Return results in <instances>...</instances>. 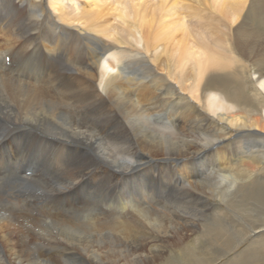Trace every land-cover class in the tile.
<instances>
[{"label": "bare ground", "instance_id": "1", "mask_svg": "<svg viewBox=\"0 0 264 264\" xmlns=\"http://www.w3.org/2000/svg\"><path fill=\"white\" fill-rule=\"evenodd\" d=\"M130 1L117 0L120 23L113 26L74 1L0 0V53L16 61L14 69L0 71V144L6 139L0 149L24 129L37 147L47 141L40 132L71 143L64 149L71 148L77 164L54 187L47 184L50 193L84 182L87 192L105 174L135 178L144 198L154 167L162 166L169 181L164 169L174 166L182 202L216 207L36 215L21 192L38 183L11 174V185L0 184V264H214L248 239L235 257L263 239L261 0H192L205 15L186 0ZM39 24L46 27L40 47L32 43ZM35 47L45 66L37 67L35 49L24 53ZM3 63L0 56V70ZM200 160L206 164L195 173ZM4 161L14 164L9 155ZM234 220L240 230H233ZM200 222L211 225L208 237L193 247L189 235L207 228Z\"/></svg>", "mask_w": 264, "mask_h": 264}, {"label": "rangeland", "instance_id": "2", "mask_svg": "<svg viewBox=\"0 0 264 264\" xmlns=\"http://www.w3.org/2000/svg\"><path fill=\"white\" fill-rule=\"evenodd\" d=\"M72 1H74L76 3L74 5L75 7H78L79 9H81L85 13L91 12L90 14H92V13L100 14L101 17L98 16V18H99L98 21L101 24L104 22H108L111 25L116 26L120 23V19L118 18L119 15L117 14V11H115V8L117 7V0H98V1L97 0H65V3L68 6H70V5H72V4H70ZM120 1H123V0H120ZM133 1L136 2L138 0H133ZM143 1H146L149 4H151V3L156 4V1L159 2L161 0H143ZM186 2L189 4H195L192 0H186ZM248 3L246 4V7L248 6ZM114 4H116V5H114ZM258 7H259V9L262 10V12H263L262 14H264V0L259 1ZM193 9H195L196 11H198L199 13H201L203 15L207 14L206 11H201L200 9H198L197 4H195L193 6ZM18 12L21 14L22 17L27 16L26 11L19 10ZM188 13H192V11H188ZM262 14L260 15V17L262 16ZM45 30H46V27L43 24L42 25L39 24V28H37L34 31V34L37 35L36 36L37 38H35L32 41L33 45H37L39 47L41 46V43H43L41 38L45 37V35L43 33ZM46 34H47V32H46ZM46 36H48V35H46ZM39 38H40V40H39ZM34 49H35V52L38 53L39 49L37 47L33 48V51H31L32 48L31 49L30 48L24 49V53H27V55L30 56L32 54V52H34ZM7 52L8 51L2 50L0 53V56H1V59L3 62H5L6 57H10V60H9L10 64H6V62L3 63L4 66L0 70V71H3L2 74L4 73V70L7 69L8 65L11 67V69L12 68L14 69V67L16 65V61L13 60L12 55L9 52L8 53ZM41 54L42 53H40V55H39V53H38V56H37L38 61L40 60L39 63L37 64V67H39L40 65L45 66L46 61H47L46 56L44 54H42V55ZM22 131H23V129H22ZM46 132H48V131H46ZM46 134L47 133H44V132H40L37 134V137L39 139H42L43 141L47 140L46 142H44L42 147H37L33 143L31 144V139L28 137L29 134H27V131L24 129L23 135L18 136L19 138L13 137V140H12V138L9 137L8 145L6 144V146L3 147L4 149L3 148L0 149V176L2 177V179L0 180L1 186L11 185V183L8 184L9 182L7 181V179L11 180L12 179L11 177H13V175L14 176H20V177L24 176V178L28 176L27 177L28 179H32L35 183L36 182L38 183L37 188L35 187L33 189H28L31 187L30 186L28 188H24L27 190V193L21 192L22 196H23L22 198L27 200L28 202H30L32 205H34V207L32 206L31 210H33L32 213H34L36 215H38L40 213L39 211H41V210H52L53 212L54 211H58V212H60V211L61 212L71 211V212H73L74 210L90 209L92 212L97 213L100 216L117 217V216L125 215L128 210L137 209V207L140 208L141 206H144V205H152V206L162 207L164 205H170L171 204L170 208L173 210H181L180 208H182V207L183 208L187 207L189 209L198 208L196 211L200 210L201 208H208L209 209V208L216 207L212 203L210 205L204 207V206H202V204H199L198 202H182L179 199L180 197H182L181 196L182 188L174 180L175 179L174 172H173L174 166L168 167L167 170L164 169L165 175L168 176V178H170L169 181H168V179L165 181L161 177V175H162L161 171L163 169L162 166L156 165L154 167L152 176L149 179L150 182L148 185L146 184V188L143 189L144 193L148 192L147 196H145L144 198L140 197L141 191H138L136 188L135 178H127V179H123L121 177H116V178L112 177L111 178V177H108L109 175H105V174L102 175L103 180L97 182L94 186H92L93 188L90 187L87 192H84L85 190H87L86 189L87 187L85 188V190L83 192L81 191L82 185L85 182L81 186H79L80 188L78 187L75 190H73V188H70L67 190H63L61 192H52V193L44 191L48 187L47 184H49V188L54 187L58 178H61V180H62L64 178V176L67 175L69 173V171H71L73 168H75V166L77 164L75 161L76 155H73L68 151L71 148L68 147V150L64 149V146L66 144L71 146L72 145L71 143L69 144V143L63 141L58 136H55L53 134H47V135ZM13 135H14V133H12V136ZM5 140L6 139H4V142H5ZM17 142H19V143H17ZM3 143H1V144H3ZM223 143H225V142H223ZM33 146H35V147H33ZM59 147L62 148V150L58 149ZM29 149H31V150H29ZM66 153L68 155L64 156V154H66ZM211 153L212 152H210V154ZM70 154H71V161H64V158L65 159L70 158ZM202 154H204V152H202ZM7 155L12 157V161H13L12 163H14V164H12L13 165L12 167H11V165H8L4 161V160H6ZM85 155H86V153H85ZM58 158L62 159L61 164H58V162H57ZM212 159L214 161V157ZM1 160L6 163V164L4 163V166H2ZM29 162H33V164H31ZM34 162H36V163H34ZM202 163L206 164V162H204V161L202 162L200 160L199 165H195L196 166L195 167L196 168L195 173L202 166ZM207 163H208V161H207ZM51 166H52V168H51ZM2 167H5L4 168L5 170H3ZM239 168H240V166H237V168H235V170H237V169L241 170ZM14 169L15 170L17 169L18 171L16 170L17 172L16 171L14 172ZM38 170H40V171H38ZM27 171L30 172L29 175H26L28 173ZM32 171H34V172H32ZM10 172H12V173H10ZM39 172H41V174ZM200 172H202V171H200ZM4 173H5L7 178H5V176L3 175ZM263 173H264V170H263ZM11 174H12V176H11ZM153 176H155V177H153ZM85 179H86L85 177H82L79 181H81V180L84 181ZM110 179H112V180H110ZM83 186H86V185H83ZM36 190H37V192H36ZM69 190H71V191L68 193L67 191H69ZM36 196H38V197H36ZM120 199H122V200H120ZM177 200H180L181 202L178 203ZM210 201L213 202V200H210ZM34 202H35V204H34ZM125 203H127V204H125ZM158 203H160V204H158ZM192 203H194V204H192ZM187 205H189V206H187ZM75 212H77V211H75ZM79 213L80 212H77L75 214H79ZM193 220L196 221V219H193ZM230 223H232L231 225H235V227H233V230H240L241 229L240 226H236L235 220L231 221ZM247 223L248 224L251 223L250 218L247 221ZM199 224H205L207 226V228L206 227L205 228L200 227L202 229H198L192 235L191 234L189 235V237L191 238L189 243L193 247L197 246L194 241L198 237H202V238L208 237L207 233H208V229H210V228H208V226H211V225H209V223H205V222H202V223L200 222ZM246 229H248V227L245 224V230ZM200 230H202V232ZM221 232H223V231H221ZM50 234L53 236H56L55 232L51 231ZM247 243H249V239L246 241V243L241 244L239 246V248L237 247L234 251H232L228 256L221 257L220 259L215 260L214 264H264V235H263L262 240H258L257 242L250 244L247 252H245L241 256L235 257L236 252H241V250L247 245ZM205 248H210V246L205 245ZM171 250L174 251L175 249L173 250V248H172ZM57 254H59L58 251H57ZM235 258H237V259H235Z\"/></svg>", "mask_w": 264, "mask_h": 264}]
</instances>
